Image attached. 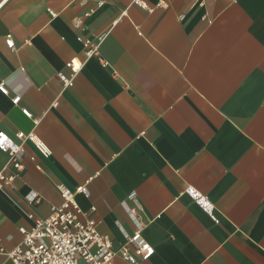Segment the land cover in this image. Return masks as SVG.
<instances>
[{
	"label": "crops",
	"instance_id": "1",
	"mask_svg": "<svg viewBox=\"0 0 264 264\" xmlns=\"http://www.w3.org/2000/svg\"><path fill=\"white\" fill-rule=\"evenodd\" d=\"M143 2L0 0V133L50 150L22 142L0 250L62 205L63 184L85 188L76 202L114 247L142 223L144 264H264V0ZM2 171L16 169L0 150Z\"/></svg>",
	"mask_w": 264,
	"mask_h": 264
},
{
	"label": "built area",
	"instance_id": "2",
	"mask_svg": "<svg viewBox=\"0 0 264 264\" xmlns=\"http://www.w3.org/2000/svg\"><path fill=\"white\" fill-rule=\"evenodd\" d=\"M138 5L147 8L143 0H135ZM79 23H75L77 27ZM6 44L9 49L15 50L16 44L13 39H7ZM88 56L99 57L100 44L96 42L86 41ZM103 65H107L105 59H101ZM74 71L80 69V64L76 61L68 63ZM63 82L64 86L73 85V79L63 76L61 73L57 75ZM0 91L3 94L8 93V89L4 84L0 85ZM21 96L13 99V104L18 106ZM22 112L33 119V114L27 109ZM33 142L40 151L48 157L50 150L41 141H37L35 134H26L19 132L16 139L12 138L5 132L0 133V150L9 157V163L13 164L16 172L11 176H6L4 172H0V189L4 186L11 185L13 181L20 178L24 165L22 157L24 155V141ZM63 203L60 206L52 208L51 214L47 218L34 219V225L29 230L22 229L23 239L11 252L0 253L7 255L12 264H114L115 258H120L126 264H144L154 254L155 248L149 242L142 238L143 224L139 223L137 231L128 238V242L124 246L114 247L110 238L101 235L97 230L99 222L95 219L88 218L83 214L81 208L76 202V194L85 192L84 187L72 190L61 184L58 187ZM188 193L193 196L197 202L203 207H209L210 203L200 193L194 189H188ZM130 199L136 200L133 193Z\"/></svg>",
	"mask_w": 264,
	"mask_h": 264
}]
</instances>
